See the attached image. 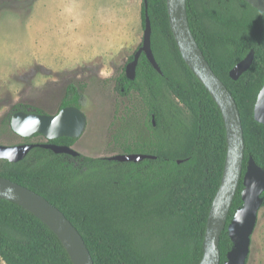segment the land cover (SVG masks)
<instances>
[{
    "label": "trees",
    "instance_id": "1",
    "mask_svg": "<svg viewBox=\"0 0 264 264\" xmlns=\"http://www.w3.org/2000/svg\"><path fill=\"white\" fill-rule=\"evenodd\" d=\"M148 3L152 48L163 74L142 54L135 78L123 71L116 89L125 96L135 94L143 103L148 131L134 144H124V152L156 158L121 162L107 156L55 153L40 146L19 162L0 158V176L38 192L62 210L82 234L95 264H199L209 211L224 171L223 114L182 58L166 0ZM187 10L201 49L236 99L244 129L243 175L220 237V264H224L234 245L228 225L243 205L249 157L264 168V123L254 116L264 85V12L245 0H187ZM142 17L145 26L144 2ZM251 49L255 50L251 67L234 80L231 69ZM67 106L81 108L77 86L68 88L58 112ZM17 111L46 113L14 104L1 118L0 129H9L15 136L20 135L13 131L11 119ZM23 139L26 143L31 137ZM76 140L63 136L44 142L73 146ZM0 257L6 264H73L46 223L1 198Z\"/></svg>",
    "mask_w": 264,
    "mask_h": 264
},
{
    "label": "rangeland",
    "instance_id": "2",
    "mask_svg": "<svg viewBox=\"0 0 264 264\" xmlns=\"http://www.w3.org/2000/svg\"><path fill=\"white\" fill-rule=\"evenodd\" d=\"M142 8L143 0H0V120L17 103L56 114L77 86L87 126L73 147L90 156L125 153L124 144L148 134L143 103L116 89L143 43ZM0 140L25 143L9 129H0ZM247 264H264V204Z\"/></svg>",
    "mask_w": 264,
    "mask_h": 264
},
{
    "label": "water",
    "instance_id": "3",
    "mask_svg": "<svg viewBox=\"0 0 264 264\" xmlns=\"http://www.w3.org/2000/svg\"><path fill=\"white\" fill-rule=\"evenodd\" d=\"M245 1L264 12V0ZM143 2L145 8L143 43L126 67V75L131 79L136 76L137 65L142 54H145L152 66L163 74L152 48L153 28L148 13L149 3L148 0H143ZM166 7L170 27L182 58L211 93L225 121L227 136L225 166L221 184L209 211L204 238V255L199 263L220 264V237L227 226L230 209L243 175L245 137L241 113L235 97L214 72L192 32L187 0H166ZM254 57L255 50L251 49L247 56L231 69V78L237 80L246 72L251 67ZM254 116L257 121L264 123V85L257 96ZM11 126L13 131L22 137L41 134L50 140L63 136L78 138L87 126V115L77 106L64 107L56 114L17 111L12 116ZM36 146L50 149L55 153H66L73 156L81 154L73 146L26 142L14 145L0 144V158L19 162ZM108 158L121 162H138L146 158H156V156L145 153H122ZM243 185V205L237 209L228 225L229 236L234 245L228 252L227 261L224 264H247L252 235L257 225L259 210L264 203V168L258 165L252 156L248 160ZM0 198L21 205L46 223L65 246L73 264H95L80 231L65 213L46 197L16 181L0 176Z\"/></svg>",
    "mask_w": 264,
    "mask_h": 264
},
{
    "label": "flooded vegetation",
    "instance_id": "4",
    "mask_svg": "<svg viewBox=\"0 0 264 264\" xmlns=\"http://www.w3.org/2000/svg\"><path fill=\"white\" fill-rule=\"evenodd\" d=\"M132 60H133V59H132ZM132 60H131V61H132ZM125 71H126V70H125ZM115 85H116V84H115ZM120 89H121L122 91H124V88H123V87H121ZM46 139H47V138H46ZM34 143H37V142H34Z\"/></svg>",
    "mask_w": 264,
    "mask_h": 264
}]
</instances>
